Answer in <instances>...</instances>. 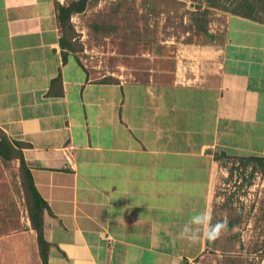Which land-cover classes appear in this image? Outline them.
Instances as JSON below:
<instances>
[{
  "label": "crops",
  "instance_id": "1",
  "mask_svg": "<svg viewBox=\"0 0 264 264\" xmlns=\"http://www.w3.org/2000/svg\"><path fill=\"white\" fill-rule=\"evenodd\" d=\"M57 3L0 0V130L29 145L47 264H195L211 242L179 233L212 216L215 155L264 156V24L228 14L205 56L103 81L61 48ZM0 254L41 264L35 234Z\"/></svg>",
  "mask_w": 264,
  "mask_h": 264
},
{
  "label": "rangeland",
  "instance_id": "2",
  "mask_svg": "<svg viewBox=\"0 0 264 264\" xmlns=\"http://www.w3.org/2000/svg\"><path fill=\"white\" fill-rule=\"evenodd\" d=\"M72 1L75 0H61L60 4ZM181 1L182 5L165 0H87L82 12L71 15L68 32L87 74L99 80L132 79L135 75L149 76L161 67L170 71L176 56L186 62L205 56L203 51L212 40L194 29L189 16L193 3ZM242 1H200L202 9L209 8L208 31L221 29L232 11L244 10L243 5L238 6ZM249 1L260 4L263 0ZM233 162L218 163L211 218L213 224L232 223L234 228L227 227L195 264H264V172L247 174L248 168L246 174L230 176L228 170L235 166ZM17 166L16 161L5 164L0 159V235L14 231L33 237L36 233L30 227ZM5 256L13 258L0 254V264ZM15 260L18 262V258Z\"/></svg>",
  "mask_w": 264,
  "mask_h": 264
},
{
  "label": "trees",
  "instance_id": "3",
  "mask_svg": "<svg viewBox=\"0 0 264 264\" xmlns=\"http://www.w3.org/2000/svg\"><path fill=\"white\" fill-rule=\"evenodd\" d=\"M87 0H75L68 4H56L57 10V20L60 25L62 32L60 44L61 48L67 49L68 51L74 52V49L71 44V39L69 37V28L70 17L74 13H80L83 11ZM167 2L172 1L182 5L184 1L177 0H165ZM192 5H194V10L189 12L190 19L195 24L194 29L198 33H202L205 36L209 37L211 40L215 38L212 34H209L207 25L208 21L206 15L209 12L208 6L201 8L202 4L200 1L203 0H188ZM240 5L244 10L242 11H232V14H243L250 17L253 20L259 21L264 24V0L259 3H253L251 1L243 0ZM213 5V4H212ZM216 7V6H211ZM106 81V80H103ZM29 145L24 142L12 141L10 140L1 130H0V159L3 163L8 164L11 161H16L17 166V177L19 181V186L22 193V198L25 203V207L28 214V219L31 229L36 233V242L39 253V258L41 264H47V248L48 244L44 241L42 235V215L47 205L44 200L38 194L33 179L30 174L29 168L26 166L23 159L22 150L27 148ZM223 161L235 160L233 162L234 167L232 166L228 171V174L232 176L233 174H246L247 169L250 168V172L247 174H254L256 170L264 172V156H247V157H235L229 156L225 153H219L215 155ZM257 168V169H256ZM229 229L234 228V224H227Z\"/></svg>",
  "mask_w": 264,
  "mask_h": 264
},
{
  "label": "clouds",
  "instance_id": "4",
  "mask_svg": "<svg viewBox=\"0 0 264 264\" xmlns=\"http://www.w3.org/2000/svg\"><path fill=\"white\" fill-rule=\"evenodd\" d=\"M227 231V225L223 222L212 223V218L205 210L193 215L182 227L179 235L189 246L198 244L202 239L215 242Z\"/></svg>",
  "mask_w": 264,
  "mask_h": 264
}]
</instances>
